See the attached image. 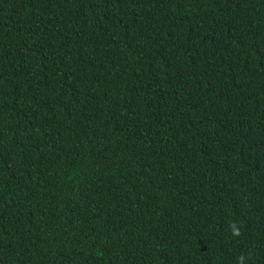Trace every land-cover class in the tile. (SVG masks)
I'll use <instances>...</instances> for the list:
<instances>
[{"label": "trees", "instance_id": "obj_1", "mask_svg": "<svg viewBox=\"0 0 264 264\" xmlns=\"http://www.w3.org/2000/svg\"><path fill=\"white\" fill-rule=\"evenodd\" d=\"M240 256L264 264V0H0V264Z\"/></svg>", "mask_w": 264, "mask_h": 264}, {"label": "clouds", "instance_id": "obj_2", "mask_svg": "<svg viewBox=\"0 0 264 264\" xmlns=\"http://www.w3.org/2000/svg\"><path fill=\"white\" fill-rule=\"evenodd\" d=\"M230 228L232 229V235L233 236H237L238 237V236H240L242 234L237 223H232L230 225ZM244 259L245 258L243 256H240L238 258V264H243Z\"/></svg>", "mask_w": 264, "mask_h": 264}]
</instances>
